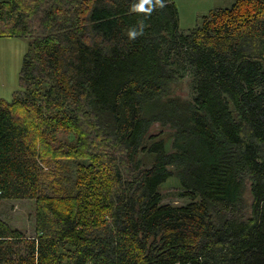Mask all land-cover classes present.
Listing matches in <instances>:
<instances>
[{"label": "trees", "instance_id": "1", "mask_svg": "<svg viewBox=\"0 0 264 264\" xmlns=\"http://www.w3.org/2000/svg\"><path fill=\"white\" fill-rule=\"evenodd\" d=\"M136 2H0V38L28 42L27 97L0 100V209L33 201L36 234L0 220V264H264V0L189 34L171 0ZM186 73L193 99H171ZM59 161L72 183L46 182ZM171 177L187 204H164Z\"/></svg>", "mask_w": 264, "mask_h": 264}, {"label": "rangeland", "instance_id": "2", "mask_svg": "<svg viewBox=\"0 0 264 264\" xmlns=\"http://www.w3.org/2000/svg\"><path fill=\"white\" fill-rule=\"evenodd\" d=\"M5 1V0H0ZM175 4L178 11L179 19V31L183 34H189L192 31L199 28L203 22L204 17H207L210 13H214L219 10L230 9L236 0H171ZM1 42V41H0ZM16 42V43H13ZM27 40L17 39L12 41L6 48H3V53L7 57V53L14 55L13 59L16 60L19 54V61H11L10 70L18 64L21 70L23 56L27 51ZM1 52V51H0ZM21 57V58H20ZM12 59V60H13ZM1 61V60H0ZM3 62V60H2ZM18 72L10 74L7 81L11 83V88L13 94L18 92L20 89L18 87ZM171 94V99H181L183 101H189L193 99L191 76L185 74L182 82L175 87H173ZM12 93L2 94L0 96L3 98L5 103L12 101ZM27 94L24 91H19L15 99L22 101L25 100ZM170 130L162 129L161 127L155 125L149 131L148 136H156L160 138L163 135L164 138L170 134ZM56 140L61 145H64L66 141L73 142L76 140L75 134L69 130H59L56 134ZM166 142H171L166 140ZM143 163H149L147 157H143ZM58 167L62 171H55L51 176H47L46 182L51 180V177L56 178H67L71 183L76 179V173H74V168L72 165L68 166L67 161H59ZM47 169L44 168V173ZM57 174V175H56ZM179 181L176 177H171L160 190L161 195L164 197V204L183 206L187 204L188 201L180 199L178 194ZM245 201L249 200V192L245 191L244 194ZM243 213V212H242ZM245 213V210H244ZM0 220L1 222L8 225L12 230H17L26 237H35V203L33 201H4L0 209Z\"/></svg>", "mask_w": 264, "mask_h": 264}, {"label": "crops", "instance_id": "3", "mask_svg": "<svg viewBox=\"0 0 264 264\" xmlns=\"http://www.w3.org/2000/svg\"><path fill=\"white\" fill-rule=\"evenodd\" d=\"M0 2H4V1H0ZM17 39H20V38H6V37L0 38V41H1L0 42V51H1L0 52V60H1L0 61V96H3L2 94H7V93L13 94L12 89H10L11 83L9 81H7V78L10 74L18 72L17 80H18V87H19L20 69L18 67V64L16 63V66H14V68L12 70H10V67H9L11 61H16V62L19 61L17 59V58H19V54H18V57L16 58V60H14L13 59L14 55L7 53V57H6L3 53V48H6L12 41H15ZM13 43H16V42H13ZM27 46H28V42H27ZM27 50H28V47H27ZM26 53H27V51H26ZM24 56H23V59H24ZM2 60H3V62H2ZM21 68H22V66H21ZM13 95H12V98H13ZM0 100L4 101L2 97H0Z\"/></svg>", "mask_w": 264, "mask_h": 264}, {"label": "clouds", "instance_id": "4", "mask_svg": "<svg viewBox=\"0 0 264 264\" xmlns=\"http://www.w3.org/2000/svg\"><path fill=\"white\" fill-rule=\"evenodd\" d=\"M156 3H160V0H156ZM153 6V0H137V2L132 6V10L134 12L151 14V12L153 11ZM160 6L162 7L163 5L160 4ZM138 34L139 33L136 30H130L128 32V37L130 39H135Z\"/></svg>", "mask_w": 264, "mask_h": 264}]
</instances>
